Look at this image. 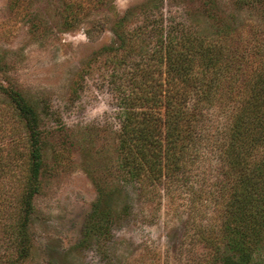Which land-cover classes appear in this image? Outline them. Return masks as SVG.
Returning a JSON list of instances; mask_svg holds the SVG:
<instances>
[{"label":"rangeland","instance_id":"374dc122","mask_svg":"<svg viewBox=\"0 0 264 264\" xmlns=\"http://www.w3.org/2000/svg\"><path fill=\"white\" fill-rule=\"evenodd\" d=\"M223 27L232 31L234 48L252 47L257 36L264 49V0H0V84L45 110L32 244L21 264H220L211 243L223 193L215 185L221 172L212 147L201 146L203 159L189 166L184 185L167 192L164 185L127 182L119 144L125 89L137 92L136 73L153 85L162 77L155 65L139 70L142 54L152 53L162 34L185 28L213 37ZM124 55L130 57L120 63ZM4 96L0 91V110ZM3 122L0 129L9 130ZM218 126L208 122L206 134ZM18 147L27 153L28 141ZM3 186L10 198L21 192L13 183ZM95 205L128 213L106 239L93 235L86 242ZM2 234L0 264H6L9 241ZM253 264H264V256Z\"/></svg>","mask_w":264,"mask_h":264},{"label":"trees","instance_id":"16d2710c","mask_svg":"<svg viewBox=\"0 0 264 264\" xmlns=\"http://www.w3.org/2000/svg\"><path fill=\"white\" fill-rule=\"evenodd\" d=\"M254 1L238 0L242 5ZM142 28L130 31V39ZM180 29L178 34H162L152 53L142 54L138 62L143 73L148 65L161 70L158 84L144 82L136 73L132 87L137 92L125 89L120 169L127 182L164 185L169 192L183 186L189 166L203 159L201 146H211L221 172L215 185L223 193L216 202L222 220L211 243L213 256L220 264H253L264 256V49L257 46V36L249 41L252 47L234 48L233 33L224 27L216 28L213 37ZM118 39L124 42L119 34ZM80 89L78 82L75 91ZM0 91L7 95L0 118L11 126L0 129V183H13L21 191L10 198L0 184V232L9 241L3 258L6 264H21L32 244L33 198L44 165L45 110L12 86L0 84ZM213 120L219 126L208 135L207 123ZM20 141L24 148L28 141L25 154L19 152ZM19 168L18 175L12 172ZM127 213L100 211L95 205L84 240L93 235L106 239Z\"/></svg>","mask_w":264,"mask_h":264}]
</instances>
